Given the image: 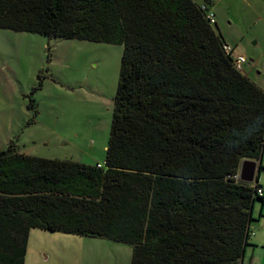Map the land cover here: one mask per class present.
I'll list each match as a JSON object with an SVG mask.
<instances>
[{
  "label": "trees",
  "instance_id": "1",
  "mask_svg": "<svg viewBox=\"0 0 264 264\" xmlns=\"http://www.w3.org/2000/svg\"><path fill=\"white\" fill-rule=\"evenodd\" d=\"M203 7L215 15L209 1L0 0L2 30L122 47L103 165L0 151V264H24L33 229L128 245L130 264H252L264 92Z\"/></svg>",
  "mask_w": 264,
  "mask_h": 264
},
{
  "label": "rangeland",
  "instance_id": "2",
  "mask_svg": "<svg viewBox=\"0 0 264 264\" xmlns=\"http://www.w3.org/2000/svg\"><path fill=\"white\" fill-rule=\"evenodd\" d=\"M194 1L211 3L215 30L264 92V0ZM121 54L116 45L0 29V151L13 143L29 156L103 165ZM258 182L264 185V170ZM259 208L256 202V235L264 233ZM131 253L125 244L33 229L24 264H130ZM251 258L264 264V247L248 248Z\"/></svg>",
  "mask_w": 264,
  "mask_h": 264
},
{
  "label": "water",
  "instance_id": "3",
  "mask_svg": "<svg viewBox=\"0 0 264 264\" xmlns=\"http://www.w3.org/2000/svg\"><path fill=\"white\" fill-rule=\"evenodd\" d=\"M258 166L256 161L244 160L239 169L240 181L246 184L252 183L258 173Z\"/></svg>",
  "mask_w": 264,
  "mask_h": 264
},
{
  "label": "built area",
  "instance_id": "4",
  "mask_svg": "<svg viewBox=\"0 0 264 264\" xmlns=\"http://www.w3.org/2000/svg\"><path fill=\"white\" fill-rule=\"evenodd\" d=\"M205 9V10H204ZM203 10L206 12V18L208 19L209 23L211 25H215L216 23V19H215V15L214 13L211 11V9L208 8H204ZM245 63L244 58L242 57H237L236 60L234 61V67L237 71H241V67L243 66V64ZM236 178L239 179V174L236 175ZM263 189H260L258 192L261 195L262 194Z\"/></svg>",
  "mask_w": 264,
  "mask_h": 264
},
{
  "label": "crops",
  "instance_id": "5",
  "mask_svg": "<svg viewBox=\"0 0 264 264\" xmlns=\"http://www.w3.org/2000/svg\"><path fill=\"white\" fill-rule=\"evenodd\" d=\"M96 164H99V163H96ZM257 220H259V219H257ZM260 229H263V228L261 227ZM249 244H250V246H253L251 248V251H253L254 249H256L258 246L264 247V233L259 234V235H256L255 234L254 238L249 241ZM251 262H252V258H251Z\"/></svg>",
  "mask_w": 264,
  "mask_h": 264
}]
</instances>
